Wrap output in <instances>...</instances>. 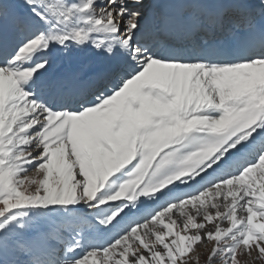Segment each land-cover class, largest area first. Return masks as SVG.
<instances>
[{"label":"snow or ice","instance_id":"6c2138e0","mask_svg":"<svg viewBox=\"0 0 264 264\" xmlns=\"http://www.w3.org/2000/svg\"><path fill=\"white\" fill-rule=\"evenodd\" d=\"M197 246L264 264V0H0V264Z\"/></svg>","mask_w":264,"mask_h":264},{"label":"rangeland","instance_id":"374dc122","mask_svg":"<svg viewBox=\"0 0 264 264\" xmlns=\"http://www.w3.org/2000/svg\"><path fill=\"white\" fill-rule=\"evenodd\" d=\"M206 258H207V251L204 250V252L201 255H199V264H205ZM246 259H247L246 257H241V260H246Z\"/></svg>","mask_w":264,"mask_h":264},{"label":"bare ground","instance_id":"6f19581e","mask_svg":"<svg viewBox=\"0 0 264 264\" xmlns=\"http://www.w3.org/2000/svg\"><path fill=\"white\" fill-rule=\"evenodd\" d=\"M204 248L203 247H201V246H197V250H196V252L195 253H193V255L195 256V255H201L203 252H204Z\"/></svg>","mask_w":264,"mask_h":264}]
</instances>
